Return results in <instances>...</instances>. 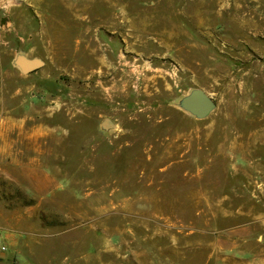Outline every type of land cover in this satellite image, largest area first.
Here are the masks:
<instances>
[{
    "label": "rangeland",
    "instance_id": "obj_1",
    "mask_svg": "<svg viewBox=\"0 0 264 264\" xmlns=\"http://www.w3.org/2000/svg\"><path fill=\"white\" fill-rule=\"evenodd\" d=\"M263 236L264 0H0V264H219Z\"/></svg>",
    "mask_w": 264,
    "mask_h": 264
},
{
    "label": "water",
    "instance_id": "obj_2",
    "mask_svg": "<svg viewBox=\"0 0 264 264\" xmlns=\"http://www.w3.org/2000/svg\"><path fill=\"white\" fill-rule=\"evenodd\" d=\"M11 65L23 75H30L43 67V62L37 58L29 59L23 54H17ZM179 107L197 120L206 119L216 108L214 100L202 90H193L182 98ZM98 131L109 137L117 131V126L109 118H102L98 124Z\"/></svg>",
    "mask_w": 264,
    "mask_h": 264
},
{
    "label": "crops",
    "instance_id": "obj_3",
    "mask_svg": "<svg viewBox=\"0 0 264 264\" xmlns=\"http://www.w3.org/2000/svg\"><path fill=\"white\" fill-rule=\"evenodd\" d=\"M260 247L261 251L258 255H240L233 254L232 257L226 261H222L219 264H264V236L261 238ZM233 253H238L237 251Z\"/></svg>",
    "mask_w": 264,
    "mask_h": 264
}]
</instances>
